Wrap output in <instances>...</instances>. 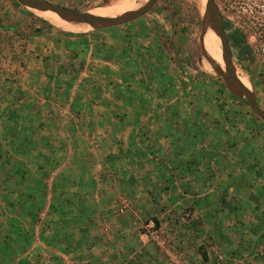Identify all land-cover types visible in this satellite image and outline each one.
Here are the masks:
<instances>
[{
  "label": "rangeland",
  "instance_id": "obj_1",
  "mask_svg": "<svg viewBox=\"0 0 264 264\" xmlns=\"http://www.w3.org/2000/svg\"><path fill=\"white\" fill-rule=\"evenodd\" d=\"M46 1L94 14L114 0ZM203 8L204 0H157L135 21L100 30L78 26L71 30L51 24L48 17L55 16L47 11L0 2V91L13 85L28 91L25 108L30 107L23 129L22 116L16 113L17 120L9 123L13 109L0 102V220L13 210L16 233L27 217L32 227L36 225L44 192L49 186L53 191L55 183L63 184V178L55 180L56 176L69 175L72 169L80 174L87 169L114 172L120 162L112 158L118 156L124 136L133 139L174 132L187 137L196 133L195 126L189 128L191 124L205 118L211 126L223 122L220 132L224 134L230 131L232 120L231 131L253 137L255 155H264V123L251 114L243 99L228 92L201 56L198 37ZM207 33L202 49L217 64L219 44L210 33L218 52H212V43L206 50ZM230 49L236 75L264 111V59L251 55L248 64L237 60L235 50ZM191 70L200 78L186 83L183 73ZM0 94L5 105L20 101L17 96ZM94 153L108 156L99 160ZM12 157L20 161L12 162ZM8 166L19 172L25 168L24 180L12 171V194L2 185L10 177ZM58 169L63 171L60 176ZM28 207L32 208L30 216ZM4 257L0 251V264Z\"/></svg>",
  "mask_w": 264,
  "mask_h": 264
},
{
  "label": "crops",
  "instance_id": "obj_2",
  "mask_svg": "<svg viewBox=\"0 0 264 264\" xmlns=\"http://www.w3.org/2000/svg\"><path fill=\"white\" fill-rule=\"evenodd\" d=\"M194 72L183 73V80L197 82L200 76ZM3 90V96L20 100L16 105L0 100L13 109L8 122L19 113L24 129L28 91L15 85ZM203 120L191 124L196 133L187 137L174 132L124 136L121 152L112 158L121 167L114 172L72 169L62 177L58 169L55 180L63 178V184L44 192L36 225L27 217L16 233L13 210L0 220L4 264H169L164 250L144 234L147 219L155 221L170 251L186 264H264V155H255L253 137L231 131L232 120L224 134L223 122L211 126L208 118ZM26 128L30 138V126ZM93 156L101 160L103 154ZM10 169L19 172L8 166L10 177L2 185L12 194ZM24 171L19 172L23 180Z\"/></svg>",
  "mask_w": 264,
  "mask_h": 264
},
{
  "label": "water",
  "instance_id": "obj_3",
  "mask_svg": "<svg viewBox=\"0 0 264 264\" xmlns=\"http://www.w3.org/2000/svg\"><path fill=\"white\" fill-rule=\"evenodd\" d=\"M157 0H146L134 10L122 12L113 17H103L89 14L86 11H75L50 3L46 0H0V2H14L18 5L34 11L50 12L59 19L77 24H84L92 30L117 27L144 16ZM210 31L219 44V58L222 68L216 64L202 49V38ZM201 48V56L212 69L214 74L220 77L228 92L237 99H243L251 112L260 122L264 123V111L261 110L255 100L254 94L239 81L232 63L231 49L223 31L222 19L213 0H204V8L201 16V32L198 37Z\"/></svg>",
  "mask_w": 264,
  "mask_h": 264
},
{
  "label": "built area",
  "instance_id": "obj_4",
  "mask_svg": "<svg viewBox=\"0 0 264 264\" xmlns=\"http://www.w3.org/2000/svg\"><path fill=\"white\" fill-rule=\"evenodd\" d=\"M222 19L224 34L235 31L243 38L251 55L264 59V0H213ZM124 204V203H123ZM144 234L157 248L164 250L169 264H186L185 261L168 248V242L161 237L155 222L148 219L144 226ZM217 260L221 257L216 255Z\"/></svg>",
  "mask_w": 264,
  "mask_h": 264
},
{
  "label": "bare ground",
  "instance_id": "obj_5",
  "mask_svg": "<svg viewBox=\"0 0 264 264\" xmlns=\"http://www.w3.org/2000/svg\"><path fill=\"white\" fill-rule=\"evenodd\" d=\"M145 1L146 0H124V1L123 0H114L109 7L106 8V6H104L99 11H96L93 15L103 16V17H113V16H116V15L122 13V12H125V11H128V10H134V9L138 8L139 6H141ZM119 5H120V7H119ZM118 7H119V12L115 13L118 10ZM86 12L91 14V12H88V11H86ZM51 14L54 15L53 13H51ZM54 16L56 18L51 16V17H48V20L51 22V24H53L55 26H62V27H65V28H68V29H71V30L75 29L76 28L75 26H78L79 28L80 27H84V28L89 29V27L84 25V24L66 22V21H63V20L59 19L56 15H54ZM209 34H208V37H209L210 40H208V41L205 40V45L207 47L206 50L209 51L211 43H212V52H213V51H215V49L217 50V48L214 45L215 38L212 37L211 34H210V36L212 38V40H211ZM217 52H218V50H217ZM217 64L221 67V64H220V62L218 60H217ZM238 79H239V81L241 83L244 82V80H242L241 78L238 77ZM245 87H247V86H245Z\"/></svg>",
  "mask_w": 264,
  "mask_h": 264
},
{
  "label": "trees",
  "instance_id": "obj_6",
  "mask_svg": "<svg viewBox=\"0 0 264 264\" xmlns=\"http://www.w3.org/2000/svg\"><path fill=\"white\" fill-rule=\"evenodd\" d=\"M223 27H226V23H223ZM37 33L40 35L41 31L38 30ZM227 40L229 43V46L235 50L237 60L246 62L250 64L252 62L251 52L249 48L243 43L242 36L233 31L229 35H227Z\"/></svg>",
  "mask_w": 264,
  "mask_h": 264
}]
</instances>
